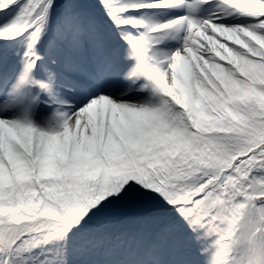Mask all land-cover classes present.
Segmentation results:
<instances>
[{
    "label": "rangeland",
    "instance_id": "rangeland-1",
    "mask_svg": "<svg viewBox=\"0 0 264 264\" xmlns=\"http://www.w3.org/2000/svg\"><path fill=\"white\" fill-rule=\"evenodd\" d=\"M95 1L100 5L96 7L92 0L1 2L0 57L11 59L19 67L17 79L27 89L36 81L39 64L38 93L43 98L29 108L28 116L37 117V124L31 121L34 125L23 124L19 133L9 128L1 134L0 264H15L9 261L7 250L16 245L18 264H171L168 253L176 249L178 264H264V233L258 239L256 236L260 226L264 229V205L256 209L250 204L252 198L264 194V177L259 173L264 172V162L253 174H248V160L227 171L216 192L227 205L225 221H214V213L199 224L190 220L187 224L192 226L186 235L183 221L173 215L152 216L147 220L151 228L146 222L137 226L134 220L125 221L122 230H114L111 221L120 215L118 203L105 200L108 195L119 197L124 182L131 185L125 163L132 158L134 163H141V152L158 166L172 154L184 151L182 154L191 155L210 171L220 169L211 157L206 136H219L228 131L230 122H239L245 102L264 103V0H242V11L257 13L251 22L239 20L233 1L222 4L223 9L211 21L219 20L216 24L227 33L200 41L199 52L194 47V32L201 23L191 22L190 30L188 23L187 35L176 37L182 36L183 45L195 52V59L183 53L190 60L171 67L167 77L154 64L144 66L141 57L146 39L157 33L155 28L141 29L146 20L160 13L141 12L145 6L142 0ZM99 8L121 23V29L114 26L118 36L121 32L127 41L126 58L138 61L134 73L145 78L147 86L151 79L153 86L147 100L134 106L125 105V98L115 99L114 104L107 91L102 96H88V102L77 109L79 124H73L77 120L74 114L71 123L54 110H45L56 103L70 104L58 101L62 95L56 88L80 93L72 83L86 75L77 69H96L98 50L93 49L102 46L104 35L112 27L100 22L96 15ZM184 9L183 15L190 21L192 10L185 2ZM103 96L109 100L99 105ZM201 123L200 128L197 124ZM247 136L243 140L251 143L253 138ZM140 168L141 180L157 175L154 167L153 174L148 173L151 176ZM107 174L111 180L98 183ZM151 181L155 184L154 178ZM72 207L79 218L96 225L85 231L67 229L71 222L57 217L61 209L68 213ZM38 216L51 220L33 225L32 218Z\"/></svg>",
    "mask_w": 264,
    "mask_h": 264
},
{
    "label": "trees",
    "instance_id": "trees-1",
    "mask_svg": "<svg viewBox=\"0 0 264 264\" xmlns=\"http://www.w3.org/2000/svg\"><path fill=\"white\" fill-rule=\"evenodd\" d=\"M242 109L241 120L237 123H230L228 131L221 132L219 136L209 135L205 138L211 149V157L220 167L217 171H210L202 164L196 163L191 155L182 154L185 153L184 151L172 154L171 158L165 159L161 166H158L154 159L142 152L140 158L144 163L143 166H141L142 161L134 163L133 158L125 163L131 185L124 182L121 184L123 191H119V197L114 198L108 195L105 198V200L117 201L120 210V215L111 221L114 224V230H122L125 221L134 220L137 225L146 222L148 227H151L147 220L155 214H163L165 217L173 215L176 220H182V232L185 234L192 226L187 224L188 221L192 220L199 224L213 213L214 221L223 223L226 218L227 205L216 195L220 180L223 179L227 171L235 170L240 164L243 165L245 160H248L249 166H251L248 174L256 172L264 162V103H260L258 106L254 102H245ZM202 125L203 123L198 124L200 128ZM244 135L246 137L250 135L253 138L251 143H246L243 140ZM136 166L138 167L136 168ZM140 167L145 170L146 174H153L152 168L154 167L158 169L157 175L153 177L148 174L152 178L148 179L147 177L141 180L138 175ZM52 170L55 175L57 170L55 168ZM259 173L264 175V172ZM153 178L155 184L151 181ZM49 179L51 181L53 178L50 176ZM107 179L111 180L109 174L103 176L98 183H104ZM17 183L19 184V180ZM106 192L104 191V193ZM256 198L259 199L256 200ZM58 199H60L59 196ZM55 203L58 204V202ZM250 204L251 206L264 204V194L252 198ZM75 210L76 208L72 207L66 213L61 209L57 219L69 220L71 224H66V228L70 227L77 231H85L96 225L95 222L79 218L80 216L74 214ZM179 215L182 219L179 218ZM200 215L202 217L199 219ZM47 219L38 216L32 218V222L33 224L41 223ZM37 240L38 238L35 241ZM46 241L47 243L51 242ZM233 241L237 244L234 237Z\"/></svg>",
    "mask_w": 264,
    "mask_h": 264
},
{
    "label": "bare ground",
    "instance_id": "bare-ground-1",
    "mask_svg": "<svg viewBox=\"0 0 264 264\" xmlns=\"http://www.w3.org/2000/svg\"><path fill=\"white\" fill-rule=\"evenodd\" d=\"M230 1H233L235 3L234 12L240 13L239 20L242 22H251L254 15L257 13L255 12H246L242 11L245 7V3L242 0H203L200 1L202 3H195L197 5H191V8L193 9L192 12V20L191 22H200L201 28L197 29L194 32V47L197 49L196 52H199L198 50L202 47L200 44V41H204L208 39L207 37L211 35V38L213 36H220L224 33H227L225 29L221 28L218 24H216V21H211L214 16H218L216 12L222 10V4H227ZM179 2H184L182 0L173 1V0H142V4L145 6L140 9L141 12H154L160 13L159 16L153 18V20L149 21L146 20L147 24L145 23V26L143 28H146L147 31L151 30V28H155L157 30V33L155 34V38H147V43L144 45V52L141 57L142 61L144 63H154L155 65L158 63H161L160 65H156L157 70H161V72H164V77H167V73L170 72L171 67L177 68L180 63H188L187 56L182 55L183 53H189V57H191V60L195 59V52L187 50V46L183 45L182 42V36H179L180 38L176 37L179 35H185L186 29L184 30L185 22V16L183 15L185 13L184 6L178 5ZM183 16V17H182ZM207 19V21L205 20ZM144 21V19H143ZM182 21V22H181ZM204 21H206V25L203 26ZM179 22H181L179 24ZM229 23L228 21L222 20L221 23ZM191 24V23H190ZM191 28V26H190ZM145 30V29H143ZM187 35V34H186ZM158 36V37H157ZM175 37L173 40H169ZM206 37V38H205ZM205 38V39H204ZM117 41V38L112 36V34H107L104 43L101 42V47L97 49V46L93 49V51H99L96 53L97 57H104L105 61L103 62L102 66L98 69H94L93 72H90L87 67H83L82 69H77V71L85 73L87 76L83 79V77L77 78L76 83H72L73 86H76V89L80 90V93H73L68 92L67 90L56 88L57 92L60 93L62 97L58 98L59 102H66L70 103L69 105H62V104H54V105H48L46 108L48 111L51 109L57 112L58 114H61V119L69 120L70 116L73 115V117H76L77 119L75 123L73 124H79L77 118L78 111L77 109L82 105L88 102V96H102L103 94H106V91H109V93L112 95L113 103L116 104L117 102L115 99L125 98V105H133L147 100L145 97L144 99H138V98H132L130 96H133L134 94H125L127 91L131 89L129 87L131 83V76L126 77L122 82L118 84V81L113 83L112 86H101L103 85L98 84L101 75L103 74L104 69L111 70V67L108 66L107 59L110 57L114 52L118 51L122 45L117 44L114 45L113 43ZM122 57H126V55H123ZM95 59V57L93 56ZM91 59V58H90ZM92 60V59H91ZM99 61V60H98ZM134 62H127L126 64L122 65L120 68L127 71L129 67H132ZM136 67V66H135ZM134 67V69H135ZM69 68H72L69 67ZM75 68V67H73ZM85 69V70H83ZM12 70V69H10ZM9 71V70H8ZM119 72L116 78H119ZM81 75V74H80ZM108 75H106L107 77ZM75 78V77H74ZM110 80H114V77L110 75ZM112 78V79H111ZM106 81H109V79H106ZM37 82L39 83L40 80L37 79ZM94 82L97 83V85L93 84ZM64 86V85H63ZM66 87V86H65ZM31 90L30 88H25L23 84L16 80V78L9 80V83L5 86L3 90L0 91V139L2 132L6 131L7 129H11L13 132L19 133L20 131H23V124H32L31 121L34 124H37V117L36 118H29V108L30 105L33 104V102L37 98L38 88L37 86H32ZM37 89V90H36ZM122 90V91H121ZM34 93V101L30 100V95ZM67 96H66V95ZM143 96V95H142ZM140 97V96H138ZM143 98V97H140ZM109 100L106 99L105 96L100 100V104H105V101ZM79 104V105H78ZM9 106V108H7ZM187 115V113H185ZM39 119V118H38ZM69 122H71L69 120ZM72 123V122H71ZM32 124V125H34ZM32 132V130H30ZM33 134V132H32ZM168 254H171L170 252ZM174 261V259L172 260ZM174 264L175 261L173 262Z\"/></svg>",
    "mask_w": 264,
    "mask_h": 264
}]
</instances>
